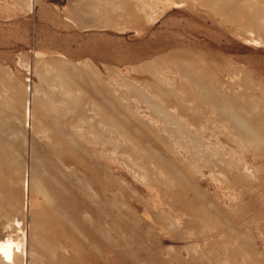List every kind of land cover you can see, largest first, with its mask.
<instances>
[{"label":"rangeland","instance_id":"374dc122","mask_svg":"<svg viewBox=\"0 0 264 264\" xmlns=\"http://www.w3.org/2000/svg\"><path fill=\"white\" fill-rule=\"evenodd\" d=\"M5 238L0 264H264V0H0Z\"/></svg>","mask_w":264,"mask_h":264},{"label":"bare ground","instance_id":"6f19581e","mask_svg":"<svg viewBox=\"0 0 264 264\" xmlns=\"http://www.w3.org/2000/svg\"><path fill=\"white\" fill-rule=\"evenodd\" d=\"M10 239L5 238L0 240V258L5 263H12L15 254L21 251L20 247L22 242H13Z\"/></svg>","mask_w":264,"mask_h":264}]
</instances>
